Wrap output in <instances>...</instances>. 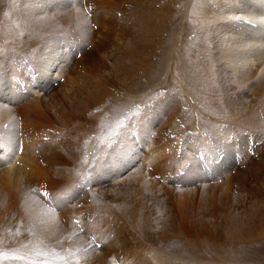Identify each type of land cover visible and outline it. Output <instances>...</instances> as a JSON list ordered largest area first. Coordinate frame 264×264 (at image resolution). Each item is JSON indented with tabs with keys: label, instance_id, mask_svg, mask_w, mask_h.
<instances>
[{
	"label": "rangeland",
	"instance_id": "rangeland-1",
	"mask_svg": "<svg viewBox=\"0 0 264 264\" xmlns=\"http://www.w3.org/2000/svg\"><path fill=\"white\" fill-rule=\"evenodd\" d=\"M31 1L0 0V155L7 160L14 159L16 168L28 163V171L24 167L25 175L21 170H16V178L21 182L19 186L14 182L16 178L8 180L4 176L6 162L0 161V264H70L72 259L69 255L73 251L81 252L92 236L104 239L105 247L97 249H102L103 255L111 251L110 247H116L114 251H117L119 259L123 253L128 254L124 256L125 263L120 260L122 264L129 263L131 253L135 255L139 252L140 247L134 242L139 239L146 244L145 249L140 251V259L145 263L135 255L134 260L140 261L139 264H264V152L260 153L257 149L264 147V105L260 103L261 106L258 105L247 115V118L254 115L256 122L243 123V118H238L246 126L230 121H222L224 125L221 127L219 124H207L220 131L224 128L230 130L229 139H215L217 157H212L209 163L206 160L209 159L207 148L198 145L200 141L190 153L191 156L182 147L185 143H194L198 135L200 138L210 137V133L195 130V127L184 133L182 125L181 129L169 131L166 137L157 135L160 121L169 117L172 107L162 108L156 104L164 100L165 95L173 94L174 84L177 87L180 84L174 81L176 70L173 55L166 52L167 47L162 50L160 60L157 56L152 61L143 57L142 30L148 24L149 28L157 30L161 15L163 20H168L162 14L164 8L171 11L175 7L174 2L105 0L102 5L101 0H77L82 10L87 7L84 15L91 21L86 26L80 25L82 35L93 39L88 44L82 42L76 25L64 15L69 11L67 9H71L74 19L75 0H35L31 10L22 6ZM57 2L66 9H54L52 4L57 5ZM91 11L96 17H92ZM104 11L105 17L102 15ZM169 28L168 34L171 31ZM189 28L183 37L186 43L192 41L194 34L193 26ZM31 33L35 37L32 36L33 41L29 42ZM51 33L59 34L58 40L66 57L55 71L49 70V73L43 74L42 67L47 59L39 62L43 56L37 51L52 39ZM94 43L95 49L92 47ZM32 48H36L38 54H32ZM88 53L90 57L84 61ZM129 61H132L130 66L133 65L129 67H134L131 75L127 70L123 72L124 66L128 69ZM178 61L182 70H186L188 55L185 54ZM149 62L156 66L146 70L145 64ZM259 66L254 69L255 73L259 68L258 75L252 71V82L258 85L263 82L260 86L264 87V71ZM170 70L172 72L169 73ZM82 87H86V90L82 91ZM185 87L189 89L186 84ZM109 92H113L111 100L105 98L106 104L102 106L99 102L100 106L89 110V101L100 100ZM65 98L71 106L64 110L62 101ZM92 113L96 116L92 117ZM143 113L146 114L141 116ZM147 119L152 126L148 128L145 125L147 129L140 132L144 127L141 124L147 123ZM178 122L174 119L172 124ZM237 130L241 132V139L253 145L248 144L250 149L244 143L246 148H242L248 154L245 157L226 156L224 152L229 150V142L234 144L233 133L237 134ZM211 139L208 141L211 142ZM77 156L78 160L71 159ZM188 157L192 158L189 160ZM22 159L27 160L21 163ZM217 159L223 161V165L232 164V172L227 167H223L224 170L213 167ZM213 169L228 171V174L219 173L221 177L216 182L219 183L216 189L229 181L232 175L235 176V171L243 170L241 173L248 179L243 175L239 180L234 177V182L230 183L232 186L227 189V196H211L200 202L207 190L205 186L213 187L210 177ZM158 187L165 188L161 191ZM137 188L142 193H137ZM145 189H150V192ZM128 196H133L132 199L141 196L145 199L142 204L153 206L152 209L155 207L150 211L146 231L139 226L141 219L135 225L129 210H122L121 206L125 200L128 202ZM190 196L195 200L187 201ZM167 207L169 210H166ZM155 209H159L161 214ZM260 212L263 213L260 215ZM166 216L171 221L168 222ZM159 218L162 222L160 227L165 226L164 229L161 227L160 232L155 226ZM234 220L239 224L236 228H232ZM192 224L195 228H192ZM46 230L53 234L50 232L51 235L47 236L49 232ZM133 231L137 236L132 234ZM132 245L135 246L134 250H131Z\"/></svg>",
	"mask_w": 264,
	"mask_h": 264
},
{
	"label": "bare ground",
	"instance_id": "bare-ground-1",
	"mask_svg": "<svg viewBox=\"0 0 264 264\" xmlns=\"http://www.w3.org/2000/svg\"><path fill=\"white\" fill-rule=\"evenodd\" d=\"M101 1L103 2L102 3V5H103L105 3V0H101ZM172 1L174 2L173 5H175V7L172 9L173 11L171 10V11L168 12V8H164V11L162 12L163 15L165 14L164 16L168 17V20L167 21L163 20L164 18L161 15L157 30H153L151 27L149 28V26H148L149 24L148 25L144 24L146 26H144V28L142 30V35L144 37V48H143V55L144 56L143 57L150 58L151 61H152V60H154L153 58H155L157 56L158 59L160 60V58L163 56V55H161L162 50L165 47H167L166 52L168 51V54H172L173 55V61H174V66H175L174 70H176L175 71V75L173 76L174 77V81L180 84V85H178V87L175 86L176 84H174L173 85V87H174L173 94H167V95H165L164 100H161L158 104H156L157 107L160 106L162 108L163 107H165V108L172 107V109L169 112V117H167L162 122L160 121V124L157 127V135L160 138H161V136L163 137V135L165 136V134L167 136V134H168L169 131H172L174 129L175 130H178V128L181 129V126L182 125H183L182 127H184V129L182 128L181 130H184V133L186 131H187V133L190 132L189 129H191V130H194V129L197 130L198 129V130H201L202 132H208V133H210L208 135L210 137H212L211 142L208 141V139L210 137H205L204 136L203 138H200V135H198V137H196L194 143H192V144L191 143H185L183 145V147H182L183 150H186V153L190 154L192 152V150L194 149L195 145L200 141V143H198V145L207 148L206 149V152L209 154V155L207 154L209 156V159H206V160L209 163L210 162V159L212 157H217V154H215V152H216V148H215L216 146L214 145L215 139L218 140V141H220L222 139H224V140L229 139V138H227L229 136V133H228V130L229 129L228 128H224L222 131H220L218 128L216 129V127L208 126L207 124H209V125H215V124L217 125V124H219V127H221V125L223 124L222 121H226V122L227 121H230L232 123H235L236 125H239L242 122L243 123H249L250 121L256 122L255 121V118H254V115H251L249 118H247V115L251 111H253L254 109H256L255 107L258 108V105H260V103H261V105H264V89H262L263 86H260L263 82L261 83L259 81L260 82V85H258L257 83L254 84L252 82V77H253L254 69L257 68V66H259V65L262 66L261 69L264 71V0H172ZM34 2H35V0H32L31 3L28 2L25 5L22 4V6L25 9H30L31 10L32 4H34ZM78 3L79 2H77V0L74 1V6H75L74 13H76L74 19H73V13H72L71 9H67L69 11H66V13L64 12V15L66 17H68L69 21L72 24L76 25V28L78 30V33L80 35H82V28L80 27V25L86 26L88 23H91V21H88L87 20L88 18H86L85 15H84L85 12H86L87 7L82 10L80 8V6H79L80 4H78ZM158 3H160V0H158ZM169 3H170V1H169ZM41 4L43 5L42 2H41ZM68 5L71 6L70 4H68ZM49 6H51V5L49 4ZM52 6H53L54 9H57V8L59 10L60 9H66L65 7L59 6V3L58 2H57V5L52 4ZM160 10H162V7L160 8ZM29 13L30 12H28V14ZM90 13H91L92 17H94V16L96 17V14H94L93 11H91ZM105 13H106V11L102 12L103 17H105ZM18 18H20V17H18ZM93 24L95 25V21H94ZM39 25H40V23H39ZM190 25H191V27L193 26V28H194V32L191 30L194 34H192V41H190L189 43H186V42H183V37L186 35L187 31L190 29L189 28ZM90 26H91V24H90ZM167 27L168 28L170 27L169 30H171L169 34H168V28ZM13 30H15V29H13ZM37 30H39V29H37ZM60 30H62V29H60ZM4 32H7V31H4ZM51 34H53L52 35V39H50L48 42H46L45 44H43L42 48H40V49L38 48V51H37L38 53L40 52L39 53L40 56H43V57H40L39 62L42 59H43V61H45V59H47V61L44 62L45 65L42 67V68H44L43 74H45L49 70L50 71L52 70V72L55 71L57 68H59L58 65H60L61 62H64V58L66 57L65 56V52L62 49V44L60 43V40H58L59 34H57V33H51ZM0 36H1V34H0ZM32 36L35 37V35L31 33V35L29 36V39H30L29 42L33 41ZM42 38H43V36H42ZM45 38H47V37H45ZM81 40H82V42H88V44H89L90 42H92L93 39L90 36H88V35H82ZM92 47L95 49V43H94V45ZM185 47H186V49H185V51H183V49ZM35 49L36 48H32V50H31L32 51V54L37 53V52H35ZM62 52H64V54ZM80 53H82V52H80ZM185 54L188 55V65L186 66V70L183 71L182 68H181V64H179L178 59L183 58V56H185ZM165 55H166V53H165ZM34 57L36 58L35 55H34ZM89 57H90V53H88L87 56H86V58L83 59V60L85 61ZM165 58H166V56L163 57V59H165ZM185 61H187V60H185ZM130 62H132V61H129V63H128V69H127V66H124V71H123V72H126V70H127L129 75H131V73L133 72V70H131V69L134 68V67L133 68H130V67L133 66V65L130 66L131 65ZM162 62H163V60H162ZM136 65H135V69H136ZM152 66H156V64L151 63V62L146 63L145 64V69L146 70H149ZM129 68H130V70H129ZM138 69H139V67H138ZM171 69H172V67H171ZM258 69H257V72L255 71L256 75H258V71H260ZM118 70H121V68H119ZM139 70H142V69L140 68ZM252 71H253V73H252ZM123 72H121V73L123 74ZM135 72H137V71H135ZM170 72H172V70H170L169 73ZM185 75H186V77H185ZM259 76H260V74H259ZM109 78L111 79L112 77H109ZM255 78H258V77H255ZM253 80H255V79H253ZM105 83H106V81H105ZM108 84H110V83H108ZM185 84L189 86V89L188 90L186 89ZM85 88L82 87V91H84ZM163 88H165V87L163 86ZM109 90H112V89H109ZM98 91L100 92V89H98ZM112 93L111 92L106 93V96L105 95L103 96V94H102L103 97L100 100L91 101V102L89 101V105H90V109L89 110H91L93 107L100 106L99 105V102L102 103V106H103V104L105 103V98H107L109 100L112 99V96H111ZM100 96L101 95H99V97ZM66 98L62 101V105H63L64 110L66 108L69 109L70 106H71L70 105V102L65 101ZM242 98H244V99H242ZM92 99H93V96H92ZM250 100H253V102H251ZM148 109H147V111H148ZM86 111H84V112H86ZM163 112H165V111H163ZM207 112L208 113L210 112V113L208 114ZM70 114H72V113H70ZM145 114L146 113H143L142 115L141 114L140 115L143 116ZM91 116L92 117H95L96 115H94L92 113ZM240 117L243 118V121L242 122H239L238 121V118H240ZM174 119L179 120L178 124H172L174 122ZM243 123L241 125L242 126H246ZM141 125L144 126V127H143V129L140 132H143V131H145V129H147V128H145V125H146V127L149 128V127L152 126V122H150V120H148L147 123H142ZM198 125L199 126L201 125V126L199 127ZM166 126H167V128H165ZM169 128H172V129L171 130H168ZM260 128H261V126H260ZM131 129H132V127H131ZM236 133L237 134L233 133V138L235 139L234 140V144H232L231 142H229V144H228L229 150L226 151V152H224V154L226 156L229 155V156H233V157L237 155L236 157H238V158L245 157L248 154H245L246 151L243 150V148L246 146V145H244V143L247 144L246 147H248V148H250L248 146V144H250V143H248V141L243 140V139L240 138L242 136L240 135L241 132H239V130H237ZM189 142H190V140H189ZM254 142H256V141H254ZM176 145H177V141L175 143V148H176ZM250 145L252 146L253 144H250ZM254 147H255V145H254ZM8 149L9 148H4V150H8ZM257 149L260 150L259 151L260 153L261 152H264V147H262V146L259 147V148H257ZM257 149H256V152L254 151L255 153L258 152ZM33 150H35V149H33ZM177 151H179V150H177ZM11 152H12V149H11ZM248 153H250V152H248ZM191 155L192 154H190L189 156H191ZM108 156L111 157L112 155H108ZM183 157H184V155H183ZM185 158L187 160V157H185ZM9 159L7 160L6 157H4V155H0V161H2V162L5 161L6 162L4 176L8 180L17 177L18 173L16 172V170H18V169L21 170V172H22L23 175L26 174V169L28 171V166H27L28 163H25V160H27V159H25V160L22 159L21 160V163H25V166L24 167L26 169L22 165H21L20 168H16L15 167V164H14V162H15L14 159H12V160H9ZM71 159L76 161V160L79 159V157L78 156L77 157H72ZM188 159H189V157H188ZM256 159L258 160V158H256ZM259 159H261V158H259ZM244 160H247V159H244ZM249 160H247V161H249ZM262 160H264V159H262ZM56 161H58V160L56 159ZM5 162H4V164H5ZM195 163H196V161H195ZM222 163H223V161L219 162V159H217L216 161H214L213 167H218V168H223V167L226 168L227 167L228 170H231L234 167L232 164L226 165V163H225V165H223ZM249 163H251V162H249ZM150 165L152 166V162H150ZM150 165H147V167L150 166ZM211 165H212V163H211ZM254 165H255V163H254ZM260 165H261V162H260ZM193 166H194V163H193ZM246 166H248V165H246ZM131 167H132V165H131ZM250 167H252V166H250ZM260 167H262V166H260ZM260 167H259V170H260ZM137 168H136V170H137ZM238 168H239V166H238ZM191 169H194V168H191ZM241 169H243V168H241ZM152 170L154 172H156L154 169H152ZM157 170H158V168H157ZM217 170H214L213 169V170L210 171V174H211L210 177H211V180L213 182V184H211V186H213V187L210 188L209 187L210 185H207V186L204 185L207 190L205 191V193H203L202 197L200 198V200H199L200 202H204L203 200H206L208 197H211V196H220L221 194L227 196V193H228L227 189H228V187L232 186L230 183H233L234 182V177H236V179L239 180V179L242 178V175H243L241 173L243 170L240 172V171H235L236 170L235 169L234 170L236 172L235 173V176L232 175V178L229 177V179L231 178L229 181L226 182V180H225L226 183L224 185L220 186L218 189H216L217 184H219V183H216V182L218 181V178L221 177V175L219 173L220 172H224V174H226L228 172L227 170L226 171H223L224 168H223V170H220V169H219V171H217ZM14 171H15V173H14ZM137 171H139V170H137ZM260 171H262V170H260ZM30 172H31V170H30ZM134 172H131L130 174H132V173L135 174ZM141 172L144 173L143 171H141ZM230 172H232V170ZM162 174H164V172ZM140 175L142 176V174H140ZM131 176H133V175H131ZM243 176H245V175H243ZM34 177H36V176H34ZM159 177H162V176H159ZM165 177H166V175H165ZM167 177H168V175H167ZM245 177H247V176H245ZM140 179H141V177H140ZM160 179H162V178H160ZM163 179H164V177H163ZM244 179H246V178H244ZM247 179H248V177H247ZM167 180H168V178H167ZM134 181H135V179H134ZM189 181H187V182H189ZM242 181H243V179H242ZM14 182H15L16 185H19L20 186V183L21 182H19V180H17V178H16V180ZM163 183H165V181H163ZM168 184H170V183H168ZM240 184H242V183H240ZM159 186H160V184H159ZM237 186H239V184ZM160 187H162V186H160ZM163 188H165V187H163ZM159 189H161V188H159ZM162 189H161V191H162ZM164 190L166 192V189H164ZM234 190H236V189L234 188ZM136 191H137V193H142V191H141L140 188H137ZM145 191L146 192H150V189H145ZM169 191H170V189H169ZM175 192H178V190L175 191ZM155 193L157 194V192H155ZM239 193H240V191H239ZM246 193H245V195H246ZM130 195H132V192H131ZM192 197L190 196V198H188L187 201L193 200L194 198L191 199ZM241 197H243V196H241ZM132 198H133V196H132ZM132 198H130V196H128V202L125 200L124 201L125 202L124 203L125 205L122 204V206H121L122 207V210L123 209L125 211L127 209L129 210V212L131 214V218H132L131 220H132V222L135 225H137L136 223L141 219L142 221H141V224L139 226H141L142 231L143 230L146 231L147 230L146 227H149V225L147 223L148 222L147 220H148V217L151 215V212L150 211L153 210L155 207L152 209L153 206L150 207V205H147L146 206V204H142V203H144V200L145 199L142 198L141 196H136L134 199H132ZM164 199H166V198H164ZM132 200H134V201L131 202ZM137 200H139L138 202H140L141 200L143 202H141L139 204L137 202ZM151 200H154V199H151ZM183 200H185L184 199V196H183ZM158 202H159V200H158ZM123 205H124V208H123ZM136 206H137V208H136ZM138 206L140 207V209H139ZM237 206H239V205H237ZM166 210H169L168 207H167ZM157 212H160L159 209H158ZM262 213L260 212V215ZM160 214H161V212H160ZM188 214H189V212H188ZM190 214H192V213H190ZM152 215H154V213ZM263 215H264V213H263ZM44 216H46V215H44ZM168 216H170V215H168ZM171 217H173V216H171ZM256 217H258V216H256ZM166 218H167V216H166ZM160 219L161 218H159L157 220V221H159V223H157L155 225V226H157L156 229L157 230L159 229V232L161 231V227H162V229H164V227H165L164 225H161V227H160V223H162V222H160ZM167 220L169 222V220L171 221V218H167ZM236 220H234V223H233V226L234 227H232V228H236V226L239 225ZM252 220L255 221L256 219H252ZM261 221H260V223L262 224ZM258 223H259V221H258ZM126 224H127V222H126ZM193 227H194V224H192V228ZM151 228H153V227H151ZM259 228H260V231H261V227H259ZM49 229H50V227H49ZM46 231L49 232V233H47V236H48V234L51 235V233H52L51 231H49V230H46ZM260 231H259V233H260ZM231 232H234V231L232 230ZM263 232H264V230H263ZM132 234L137 236V234H134V231H133ZM99 235H101V233ZM200 235L202 237V233L201 232H200ZM131 237H132V235H131ZM233 237L235 238L236 236H233ZM134 242L136 244H138L137 246L140 247L139 248V252L137 254H135L136 257H138L140 259L142 257V254L140 253V251L145 249L146 244L144 242H141L140 239H139V241H134ZM159 243H161V242H159ZM81 245L82 244H80V246ZM103 245H104V239L100 238V236L99 237L98 236H92L91 238H89V241H88L87 245H85L86 248L83 247V248H85L84 251H82L83 250V248H82V250H80L81 252H74V251L72 253L70 252L71 254L69 256L72 259L71 262H70V264H115L116 262H120V260H124V263H125V257L124 256H127L128 254L125 255V253H123L122 256L119 259L116 256L117 255V251H114L116 249V247H110L111 251H107L103 255L101 253L102 249H101V251L100 250L97 251V249H99L98 247L103 246ZM103 247H105V246H103ZM130 247H128V248H130ZM132 247L133 248H131V250H134L135 249V246L132 245ZM146 249H147V247H146ZM150 253L151 252H149V254ZM135 255L133 253H131V255H130L131 257L129 258V256H128V259H130V260H128L129 261L128 264H139V263H141L140 261H138L139 263L136 262L137 259L134 260ZM66 257L67 256H65V258ZM131 258H132V260H131ZM141 261H143V260H141ZM120 264H122V262H120Z\"/></svg>",
	"mask_w": 264,
	"mask_h": 264
}]
</instances>
